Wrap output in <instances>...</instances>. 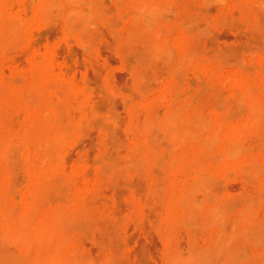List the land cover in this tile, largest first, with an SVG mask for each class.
<instances>
[{
  "label": "rangeland",
  "instance_id": "1",
  "mask_svg": "<svg viewBox=\"0 0 264 264\" xmlns=\"http://www.w3.org/2000/svg\"><path fill=\"white\" fill-rule=\"evenodd\" d=\"M0 264H264V0H0Z\"/></svg>",
  "mask_w": 264,
  "mask_h": 264
}]
</instances>
